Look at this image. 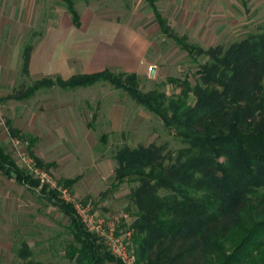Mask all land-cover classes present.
I'll use <instances>...</instances> for the list:
<instances>
[{
    "label": "trees",
    "instance_id": "16d2710c",
    "mask_svg": "<svg viewBox=\"0 0 264 264\" xmlns=\"http://www.w3.org/2000/svg\"><path fill=\"white\" fill-rule=\"evenodd\" d=\"M59 1L79 27L75 0ZM142 1L165 37L189 57L206 59L199 64L193 85L187 78L169 79L180 89L169 97L157 89L142 92L136 73L104 70L66 80L43 77L5 99L22 101L41 89L73 90L100 82L127 93L183 145L175 151L155 144L124 146L114 155V186L134 185L126 208L133 220L128 227L123 225L122 233L130 232L137 264H264V30L227 47L204 50L172 31L156 0ZM31 50L26 45L21 54L24 75H29ZM10 136L20 133L11 129ZM35 161L47 170L53 166ZM0 173L37 193L67 218L70 239L64 257L69 264H122L85 229L70 204L55 191L38 190L39 183L1 146ZM76 181L59 183L71 190ZM17 258L21 264H42L25 243Z\"/></svg>",
    "mask_w": 264,
    "mask_h": 264
},
{
    "label": "rangeland",
    "instance_id": "374dc122",
    "mask_svg": "<svg viewBox=\"0 0 264 264\" xmlns=\"http://www.w3.org/2000/svg\"><path fill=\"white\" fill-rule=\"evenodd\" d=\"M155 5L178 37L184 36L188 44L204 50L227 47L264 30V0H156ZM75 9L83 16L91 12L103 17L118 16L120 24L147 41L148 50L137 73L142 92L157 89L171 97L180 89L169 79L187 78L194 84L198 66L206 59L189 57L165 37L146 2L75 0ZM69 22L70 16L59 0H0V67L6 68L0 70V123L8 136L11 129L21 132L19 137L10 136L6 150L15 160L11 140L22 139L28 144V153L43 164L53 165L49 171L58 181L77 177L70 190L72 197L91 203L92 213L104 220L114 218L122 233L123 225L128 227L133 220L126 208L134 185L126 182L114 186V155L124 146L150 144L175 151L183 145L173 132L157 116L136 105L127 93L104 82L73 90L41 89L22 101L4 99L41 79L22 73L23 48H33L51 27L63 26L57 35L64 42L70 41L73 33L64 29ZM78 35L84 42H93L99 36L89 29ZM16 49L21 50L17 51L20 66L13 69ZM67 104L75 107L72 115L60 109ZM102 135L105 141L100 140ZM67 225V218L41 201L37 193L0 173V264H21L17 251L23 243L31 249L34 260L42 264H69L64 257L70 239Z\"/></svg>",
    "mask_w": 264,
    "mask_h": 264
},
{
    "label": "crops",
    "instance_id": "0c3cea01",
    "mask_svg": "<svg viewBox=\"0 0 264 264\" xmlns=\"http://www.w3.org/2000/svg\"><path fill=\"white\" fill-rule=\"evenodd\" d=\"M78 14L79 27L72 24L71 18L64 27L66 31L73 33L70 41L64 42L60 35H57V31L63 26L51 27L47 30L46 36L32 48L28 66L29 76L35 74L39 78L60 77L66 80L74 75L95 74L108 69L137 74L148 50L146 49L147 41L130 28L125 27L123 23L120 24L122 20H119L118 16L114 17L116 18L114 20L112 16L103 17L92 12L88 16H83L79 12ZM85 29L92 30L99 36L94 37L93 42H84V39L77 35ZM17 51L21 52V50H15L16 55L12 61L13 69L20 66V52ZM2 69L6 70L5 66H1L0 70ZM54 108L57 109V107ZM74 108L73 105L67 104L60 109L68 110L72 115ZM1 126L3 125L0 123V146L6 149L10 136H8L7 129H2ZM16 130L19 131V129ZM33 159L36 158L33 156ZM5 178L11 180V178ZM68 179L78 181L77 177Z\"/></svg>",
    "mask_w": 264,
    "mask_h": 264
},
{
    "label": "built area",
    "instance_id": "2783aa9c",
    "mask_svg": "<svg viewBox=\"0 0 264 264\" xmlns=\"http://www.w3.org/2000/svg\"><path fill=\"white\" fill-rule=\"evenodd\" d=\"M11 143L15 150L14 161L17 167L39 183L38 190L45 187L47 190L55 191L60 200L74 208L85 229L95 235L112 256L122 264H137L135 251L130 242V232H118V223L114 218L104 220L92 213L91 203L75 200L67 187L61 185L49 170L37 164L27 151L26 141L13 138Z\"/></svg>",
    "mask_w": 264,
    "mask_h": 264
},
{
    "label": "water",
    "instance_id": "95a60500",
    "mask_svg": "<svg viewBox=\"0 0 264 264\" xmlns=\"http://www.w3.org/2000/svg\"><path fill=\"white\" fill-rule=\"evenodd\" d=\"M153 75V71H151V73H150V76H152Z\"/></svg>",
    "mask_w": 264,
    "mask_h": 264
}]
</instances>
